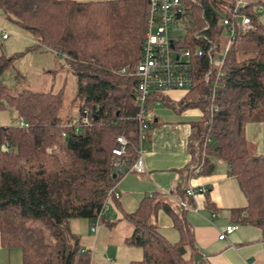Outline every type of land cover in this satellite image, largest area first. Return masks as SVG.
<instances>
[{"label":"trees","instance_id":"trees-1","mask_svg":"<svg viewBox=\"0 0 264 264\" xmlns=\"http://www.w3.org/2000/svg\"><path fill=\"white\" fill-rule=\"evenodd\" d=\"M223 3L189 2L186 34L204 21L208 35L217 32ZM258 6H263L258 0L247 1L239 9L251 27L235 32L225 55L213 115H206L198 85L183 97L182 107L201 111L190 125L188 163L198 162L202 152L198 173L212 172L215 160L225 164L245 199L242 207L230 209L231 216L239 225L258 229L264 242V155L248 154L244 137L246 123L264 122V25L257 19ZM146 10V0H0L1 14L34 39L31 48L65 59L75 78L77 116L86 109L90 121L74 134L72 122L62 123L56 115L61 90L23 89L11 95L0 83V109L12 108L27 124L0 126V246L17 249L20 264H92L90 251L79 247L68 220L91 222L107 190L122 176L111 168L117 135L127 141L124 157L129 162L136 157V80L117 70L139 59ZM5 63L0 62V72ZM58 141L63 158L48 150ZM159 209L170 217L177 241H168L151 223ZM183 211H174L164 196L153 192L132 211L122 212L132 226L124 243L142 251L139 260L126 264H199Z\"/></svg>","mask_w":264,"mask_h":264},{"label":"crops","instance_id":"crops-1","mask_svg":"<svg viewBox=\"0 0 264 264\" xmlns=\"http://www.w3.org/2000/svg\"><path fill=\"white\" fill-rule=\"evenodd\" d=\"M31 43H34L32 37ZM187 92L167 90L158 95L152 94L147 99L148 110L145 108L144 116L148 128L142 155L145 173L128 172L117 180L114 191L118 198L109 201L116 210L113 218L117 219L118 212L122 216V212L132 211L141 197L153 192L169 200L174 211H180L164 192L171 188L182 190L186 186L203 188L204 191L191 200L196 211L185 209L182 212L192 235V248L199 264H264V242L259 230L249 225H239L231 216L230 209L242 207L245 199L234 179L227 174L226 166L222 167L223 163L215 160L210 173L187 172L190 125L201 115L197 106L182 107ZM157 102L169 107L173 113L169 112L160 118L150 109V104ZM149 116L152 117L151 121ZM244 137L246 146L250 144L251 155H264V122L246 123ZM128 205L129 208H126ZM151 223L168 241H177L178 233L164 211L159 209ZM227 225H233L235 229L227 235L226 240L217 239L218 231ZM7 253L14 254L11 261L3 260L2 257ZM91 263L94 264L93 261ZM0 264H20L18 250L0 246Z\"/></svg>","mask_w":264,"mask_h":264},{"label":"built area","instance_id":"built-area-1","mask_svg":"<svg viewBox=\"0 0 264 264\" xmlns=\"http://www.w3.org/2000/svg\"><path fill=\"white\" fill-rule=\"evenodd\" d=\"M147 10L145 28L139 59L132 67L124 66L117 70V73L124 76H132L136 82L134 85V102L136 110L134 121L136 126V157L129 162L124 157L127 141L124 136L117 135L114 138L110 149L112 155L111 168L122 175L132 172L136 174L145 173L142 162L144 152L143 142L146 138L148 122L144 116L147 99L150 95H158L167 90L189 91L194 85L203 89L201 95L205 101V113L210 117L216 111L214 104L215 92L219 86L220 79L224 75L223 64L225 55L234 39L235 32L249 29L248 16L239 12L244 7L246 0H222L219 19V30L213 35L206 21L203 25L188 36L183 26L187 4L194 3V0H146ZM261 6L256 10L259 12ZM6 35L2 34V38ZM19 127H26L27 124L22 118H18ZM90 125L86 109L78 114L72 122V131L77 133L80 128ZM61 136H64L61 133ZM208 143V139L202 146ZM197 145V142L194 144ZM6 144L2 145L3 150ZM197 152L194 153V157ZM201 159L196 163L188 165V171L198 173L202 167L203 153L198 154ZM203 188L186 186L181 190L171 188L164 194L169 197L180 209L191 210V200ZM118 194L114 186L110 187L101 204L96 216L91 219L89 230L95 232L101 216L108 212L107 202L110 199H117ZM235 229L233 225H227L217 233V239L226 240L227 235Z\"/></svg>","mask_w":264,"mask_h":264},{"label":"rangeland","instance_id":"rangeland-1","mask_svg":"<svg viewBox=\"0 0 264 264\" xmlns=\"http://www.w3.org/2000/svg\"><path fill=\"white\" fill-rule=\"evenodd\" d=\"M258 1L263 6L257 13V19L264 25V0ZM2 34L6 35L4 39L7 40L1 38ZM32 44L31 36L0 12V62L6 60L0 72V83L11 95H15L23 89L32 92L61 90V102L56 110V115L62 123L73 122L77 117L78 109L73 74L62 56L44 48H31ZM9 58L10 60H8ZM150 109L160 118L172 112L169 107L160 102L150 104ZM151 119L152 117H150V121ZM17 124L18 116L12 108L4 106L0 109V126H15ZM59 146L60 142L58 141L48 150L63 158ZM247 151L248 154H252L250 144L247 146ZM222 167H225V164ZM166 201L173 207L169 200L166 199ZM107 205L110 209L104 213L105 215H102V220L100 219L94 233L89 230V219L71 218L68 220L70 231L75 235L79 247L90 251V259L94 264H126L129 261L139 260L142 255L141 249L123 241L124 237L128 236L129 231L132 230L131 224L120 215V212H118L117 219H114L113 214L116 210L113 205H110V202ZM126 208H129V205ZM44 234L47 235V231L44 230ZM12 255L14 257V254L7 253L2 258L5 261H11Z\"/></svg>","mask_w":264,"mask_h":264}]
</instances>
